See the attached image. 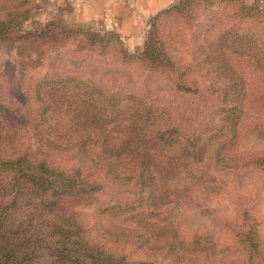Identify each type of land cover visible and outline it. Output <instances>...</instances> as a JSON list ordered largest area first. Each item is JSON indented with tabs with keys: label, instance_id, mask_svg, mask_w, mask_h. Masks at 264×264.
Instances as JSON below:
<instances>
[{
	"label": "trees",
	"instance_id": "1",
	"mask_svg": "<svg viewBox=\"0 0 264 264\" xmlns=\"http://www.w3.org/2000/svg\"><path fill=\"white\" fill-rule=\"evenodd\" d=\"M192 1L177 0L152 19ZM239 2L264 13L256 1ZM35 8V0H0V43L59 36L52 20L25 28ZM221 25L194 38L205 82H188L191 68L154 22L137 53L116 32L92 34L102 47L116 40L123 65L147 68L143 86L124 66L103 78L100 66L87 74L75 61L49 63L37 76L21 63L1 64L0 264H264V235L247 210L235 242L225 244L206 231L186 234L160 206L165 197L177 204L197 190L200 200L220 192L223 176L264 175V148L241 151L246 128H264V33ZM110 186L127 196L103 201L97 224L71 209L72 200Z\"/></svg>",
	"mask_w": 264,
	"mask_h": 264
},
{
	"label": "rangeland",
	"instance_id": "2",
	"mask_svg": "<svg viewBox=\"0 0 264 264\" xmlns=\"http://www.w3.org/2000/svg\"><path fill=\"white\" fill-rule=\"evenodd\" d=\"M246 1L253 3V0ZM35 3L33 17L25 22V28L33 31L37 25L43 26L52 20L54 23L51 27L59 36L54 38L56 42L50 37L35 38L29 35L13 44V41L6 44L0 43V80L4 79L6 74L1 66L4 62L12 65L21 63L28 76H37L47 71L49 63L54 66H69V61H75L82 63L83 73L96 72L97 75V70L104 69L105 72L103 70L101 72L103 78H111V76H105L106 72L122 73L126 67L137 85L143 86L148 79L147 68L136 60H133L129 66L123 65L116 40H111L102 47L97 37L92 38L94 29L82 27L92 31L81 32L77 30L78 27L70 24L63 15L56 12L49 17H44L48 2L35 0ZM256 4L264 11V3L260 6L257 2ZM252 13L249 7L243 9L239 0H193L184 12H163L155 20L152 19V15L144 38L154 22L160 38L165 42L166 47L171 48L178 63L191 68V73L187 76L188 82L197 80L205 82L204 76L201 77L203 73L199 67L201 65L198 64L199 59L194 53L196 32L207 29L208 25L215 23L219 25L218 27L225 24L236 31L264 33V13L260 15ZM64 21H67L70 26ZM64 28L74 29L72 32L63 33ZM45 33V31L42 32V34ZM123 43L126 45L124 41ZM125 47L131 53H137L131 51L127 45ZM156 78L165 79L163 76H156ZM153 90L160 93L156 85ZM245 131L242 152L264 148V128L255 130L253 127H247ZM32 142L31 136L28 135L26 144L31 145ZM35 148V145L32 146V149ZM222 179L224 180L222 190L214 194L210 193L208 196L200 195L204 197L202 200L198 199L200 191L197 190L190 201H186L183 197L176 204L169 202V197H165L160 201V206L167 210L170 220L176 221V224L180 225L188 235H198L201 231H206L211 237H216L220 243L233 244L236 240L234 225L244 223L241 216L245 210L258 220L261 233L264 235V175L249 172L223 176ZM182 182L183 179H177V184ZM111 195L127 196L126 193L110 186L107 193H95L74 199L70 206L86 222L97 224V208Z\"/></svg>",
	"mask_w": 264,
	"mask_h": 264
},
{
	"label": "crops",
	"instance_id": "3",
	"mask_svg": "<svg viewBox=\"0 0 264 264\" xmlns=\"http://www.w3.org/2000/svg\"><path fill=\"white\" fill-rule=\"evenodd\" d=\"M44 17L63 15L73 26L120 34L133 52H140L149 18L177 0H46ZM256 1L259 6L264 0Z\"/></svg>",
	"mask_w": 264,
	"mask_h": 264
}]
</instances>
